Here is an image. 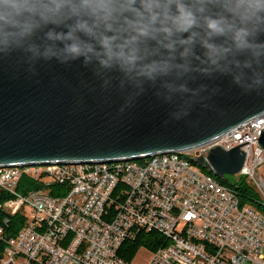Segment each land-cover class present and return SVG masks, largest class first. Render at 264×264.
<instances>
[{
  "label": "clouds",
  "instance_id": "clouds-1",
  "mask_svg": "<svg viewBox=\"0 0 264 264\" xmlns=\"http://www.w3.org/2000/svg\"><path fill=\"white\" fill-rule=\"evenodd\" d=\"M9 59L71 69L54 79L117 115L148 97L192 122L233 90L264 96V0H0Z\"/></svg>",
  "mask_w": 264,
  "mask_h": 264
},
{
  "label": "built area",
  "instance_id": "built-area-1",
  "mask_svg": "<svg viewBox=\"0 0 264 264\" xmlns=\"http://www.w3.org/2000/svg\"><path fill=\"white\" fill-rule=\"evenodd\" d=\"M261 129L264 114L196 150L239 146L245 153L239 173L264 198V182L255 173L264 161L257 145ZM21 174L0 175V191L11 195L0 209L22 215L13 233L3 226L9 216L2 219L0 264H133L117 255L116 240L133 239L139 229L166 240L154 251L142 249L144 264H264V213L239 206L234 192L177 160L49 172L24 194L16 190ZM56 185L60 193L51 195Z\"/></svg>",
  "mask_w": 264,
  "mask_h": 264
},
{
  "label": "water",
  "instance_id": "water-1",
  "mask_svg": "<svg viewBox=\"0 0 264 264\" xmlns=\"http://www.w3.org/2000/svg\"><path fill=\"white\" fill-rule=\"evenodd\" d=\"M71 69L42 66L37 76L0 60V167L140 160L155 154L193 152V161L222 177L237 174L245 153L235 146L197 147L264 114V96L236 90L218 97V110L200 111L192 122L168 121L164 105L143 98L122 115L115 104L77 93L54 77ZM75 83V81H73ZM257 145L264 149V129Z\"/></svg>",
  "mask_w": 264,
  "mask_h": 264
},
{
  "label": "trees",
  "instance_id": "trees-1",
  "mask_svg": "<svg viewBox=\"0 0 264 264\" xmlns=\"http://www.w3.org/2000/svg\"><path fill=\"white\" fill-rule=\"evenodd\" d=\"M188 158L193 165H197L193 161L192 157L189 156ZM43 166L44 165H33L20 167L19 171L22 174L17 182L16 190L19 193L24 194L27 193L29 190L37 189L43 183L44 180L50 177L49 172H55V170H51V165H45L46 167ZM199 168L205 171V173L211 175L218 183H221L227 188L232 189L236 195L239 206L249 203V205H252V207H254L256 210L257 208H259V204L257 203L258 193L252 186V184H249L248 181H246V178H244V176H239L236 182L229 183L230 187H228L227 181L223 176L219 177L217 175H214L213 172L208 171L203 167ZM59 191L60 187L56 185L52 188L50 194L59 195ZM9 197H11L10 194H3L0 191V202ZM260 211L264 213L263 208L260 209ZM6 216H9V223L7 225H4L2 223V219ZM0 224H3V226L5 227V231L13 233L21 226L22 215L19 212L13 215L6 214L0 209ZM165 244L166 240L164 236H162L158 231H147L144 229H139L133 239L122 242L120 248L117 251V255L128 263H131L139 250L146 249L148 251H154L157 248L164 246Z\"/></svg>",
  "mask_w": 264,
  "mask_h": 264
},
{
  "label": "bare ground",
  "instance_id": "bare-ground-1",
  "mask_svg": "<svg viewBox=\"0 0 264 264\" xmlns=\"http://www.w3.org/2000/svg\"><path fill=\"white\" fill-rule=\"evenodd\" d=\"M193 158V154H183V152H170V153H161V154H155L140 160H122V161H116V162H86V163H69V164H51V170L55 171H65V169H87V168H96V167H105V168H121L122 166L126 165V163L130 164H145V162L149 161H159V160H166V159H174L177 160V162L188 165L190 167H195L197 170V173L202 176V178H211V175L207 173H203L200 171L198 165H193L188 157ZM20 167L11 166V167H0V175H15L19 174ZM214 182L217 183V186L223 188L227 192H234L232 189L227 188L221 183H218L215 179ZM235 194V193H234ZM257 203L264 207V198L260 197L258 195V201ZM249 205V204H248ZM252 210H256L254 207L249 205ZM263 213V212H261ZM123 240H116V247H120Z\"/></svg>",
  "mask_w": 264,
  "mask_h": 264
},
{
  "label": "rangeland",
  "instance_id": "rangeland-1",
  "mask_svg": "<svg viewBox=\"0 0 264 264\" xmlns=\"http://www.w3.org/2000/svg\"><path fill=\"white\" fill-rule=\"evenodd\" d=\"M263 157H264V152H263ZM40 166V165H39ZM43 167H46L45 165ZM200 167V166H198ZM200 169V168H199ZM201 172L205 173V171H203L202 169H200ZM255 173L256 176L260 177V179L264 182V161H262L256 168H255ZM215 175V174H214ZM239 176H244V178H246V181H248L249 184H252V182L250 180H248L247 176L237 173V174H227L225 173L223 175V177L226 179L227 181V185L228 187H230L231 182H236V180L238 179ZM220 177V176H219ZM249 204V203H247ZM256 204V203H255ZM252 206V205H251ZM264 209V207H262L261 205H259V208H257V211L261 212L260 209ZM148 257L147 252L139 250L137 252V254L135 255L134 259H133V264H144L145 259Z\"/></svg>",
  "mask_w": 264,
  "mask_h": 264
}]
</instances>
